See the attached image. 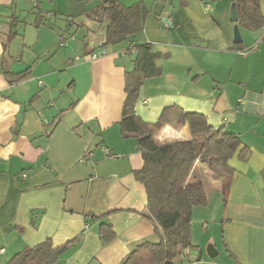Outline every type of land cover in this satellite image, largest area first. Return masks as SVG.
<instances>
[{"label":"crops","instance_id":"obj_1","mask_svg":"<svg viewBox=\"0 0 264 264\" xmlns=\"http://www.w3.org/2000/svg\"><path fill=\"white\" fill-rule=\"evenodd\" d=\"M98 1L0 0V264L46 240L70 243L53 264H120L156 238L134 174L137 139L120 128L133 54L128 42L103 46ZM119 3L145 8L143 41L157 55L159 75L140 88L136 115H201L244 148L229 182L195 164L190 181L204 184L207 201L192 210L183 264H264V28L238 24L235 45L232 0ZM259 10L264 20V0ZM190 139L187 124H165L154 140Z\"/></svg>","mask_w":264,"mask_h":264},{"label":"trees","instance_id":"obj_2","mask_svg":"<svg viewBox=\"0 0 264 264\" xmlns=\"http://www.w3.org/2000/svg\"><path fill=\"white\" fill-rule=\"evenodd\" d=\"M200 1L207 4L220 0ZM98 3L97 12L105 24L103 46L128 42L125 50L129 52L126 53L133 54V71L126 72V98L120 128L123 137L137 139L143 167L134 174L145 189V215L153 222L156 236L154 240L136 245L120 264H183L182 257L192 248V210L207 201L204 184L190 181L195 164H202L215 180L227 182L233 173L230 159L238 149L243 151L244 148L237 136L222 129H214L201 115L179 109L165 110L162 120L155 123L142 121L135 112L139 90L147 79L159 75L155 65L157 55L142 37L146 10L141 4L124 7L119 0H99ZM235 3L237 25L254 31L264 28L259 0H235ZM170 118L173 122H170ZM165 120H169V124ZM165 124L172 127L187 124L191 139L157 144L155 136ZM109 228V225H102L101 228V236L105 241L113 236ZM69 244L53 246L50 240H46L24 249L8 264H53Z\"/></svg>","mask_w":264,"mask_h":264},{"label":"water","instance_id":"obj_3","mask_svg":"<svg viewBox=\"0 0 264 264\" xmlns=\"http://www.w3.org/2000/svg\"><path fill=\"white\" fill-rule=\"evenodd\" d=\"M230 20L231 22L235 24L233 27V43L235 45L241 44L242 39H241L240 31L237 25L238 14H237L235 0H232L231 6H230ZM162 22L166 23L167 26H170V22H167L165 19H162Z\"/></svg>","mask_w":264,"mask_h":264},{"label":"built area","instance_id":"obj_4","mask_svg":"<svg viewBox=\"0 0 264 264\" xmlns=\"http://www.w3.org/2000/svg\"><path fill=\"white\" fill-rule=\"evenodd\" d=\"M104 55H106L105 49L93 53L90 57H91V59L95 60V59H97V58H99L101 56H104ZM105 153L108 155L107 150H105ZM108 156H110L111 158H116L117 157L116 155H108ZM86 227H87V225L85 226V228Z\"/></svg>","mask_w":264,"mask_h":264},{"label":"rangeland","instance_id":"obj_5","mask_svg":"<svg viewBox=\"0 0 264 264\" xmlns=\"http://www.w3.org/2000/svg\"><path fill=\"white\" fill-rule=\"evenodd\" d=\"M59 3H63L62 0H58ZM43 3V1H42ZM79 3V2H78ZM92 3V2H91ZM87 4L86 3H81L80 5H78V7L80 6L81 8H84V6H86ZM28 6H30V4H28ZM28 9V7H26ZM44 8V7H42Z\"/></svg>","mask_w":264,"mask_h":264}]
</instances>
